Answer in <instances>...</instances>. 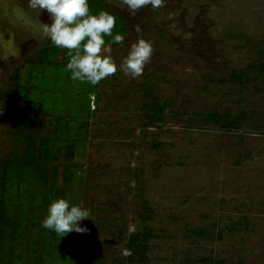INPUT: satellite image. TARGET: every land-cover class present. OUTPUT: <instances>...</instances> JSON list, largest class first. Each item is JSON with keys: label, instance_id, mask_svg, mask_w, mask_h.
Listing matches in <instances>:
<instances>
[{"label": "rangeland", "instance_id": "obj_1", "mask_svg": "<svg viewBox=\"0 0 264 264\" xmlns=\"http://www.w3.org/2000/svg\"><path fill=\"white\" fill-rule=\"evenodd\" d=\"M106 3L127 21L123 43L105 45L117 66L139 38L154 51L142 76L118 70L82 101L71 160L81 167L73 170L80 181L66 188L65 199L91 217L78 222L87 233L73 231L74 254L125 264L124 243L142 229L145 200L153 236L146 260L136 264H187V258L206 255L229 264H264V72L257 68L264 61V0H167L134 15L122 0ZM44 23H51L48 13L31 9L28 0H0V159L10 156L15 134L28 131L25 123L37 137L56 135L61 146L68 137L55 131L52 111L4 100L17 73L20 84L31 88L28 67L49 44ZM240 70V83L229 79ZM153 97L166 101L165 116L146 126L141 107ZM209 112L237 125L208 122ZM64 161L56 163L57 186ZM240 216L248 222L246 231L222 229ZM44 219L42 213L34 228L27 223L25 242L36 231L45 238ZM192 228L206 229L209 238H190Z\"/></svg>", "mask_w": 264, "mask_h": 264}, {"label": "trees", "instance_id": "obj_2", "mask_svg": "<svg viewBox=\"0 0 264 264\" xmlns=\"http://www.w3.org/2000/svg\"><path fill=\"white\" fill-rule=\"evenodd\" d=\"M91 14H99L107 11L116 17V27L113 37L117 34L124 35L128 31L126 19L112 9L106 0H88ZM113 37H105L106 45L112 44ZM49 44L43 49L39 62H32L27 70V79L31 88L20 84V74H16V84L13 88L3 93L4 100H26L33 111L45 110L56 114L55 131H66L68 137L64 138L61 146L60 139L56 135H39L37 131L30 129L21 130L14 136V145L10 156L0 159V264H102L99 257L91 260L76 257L73 232L63 237L54 231L45 229V238H41L37 231L30 233V242L24 241L27 223L36 227L35 220L39 221L42 213L45 218L48 214L49 205L60 198L65 199V191L72 183L79 182L80 178L73 173L81 167L76 162H71L78 126V115H84L83 100L89 98V93L95 91V86L90 83H71V72L67 70V62L70 60L68 50ZM63 53L61 61L56 59ZM253 66V65H252ZM251 66V67H252ZM260 72H264V61L257 64ZM245 76L242 70L233 71L229 79L241 82ZM149 85L146 86V89ZM55 97L58 99L54 104ZM83 101V102H82ZM63 103L62 107L58 103ZM3 108L12 103L3 104ZM166 101H160L156 97L151 98L141 107L144 117V125L154 126L164 119ZM66 112L69 117H61ZM206 121L228 128L237 125L236 120L224 121L216 112L207 113ZM33 119V118H28ZM33 126V125H32ZM35 127L39 126L34 125ZM63 157L62 182L57 186V161ZM146 213H141L143 221L141 231L130 233L124 243L129 252L124 256L125 264L142 263L146 260L149 240L153 236L152 229L146 224L151 219V209L144 200L142 208ZM39 227V225H38ZM248 222L244 216L236 221H229L224 228L230 234L246 231ZM36 230V229H35ZM190 238L207 239L210 234L206 229L192 228L189 230ZM222 230H218L215 237L221 238ZM120 234H122L120 232ZM212 238V237H211ZM45 240V241H44ZM42 245L38 247V242ZM70 251V252H68ZM72 251V252H71ZM69 255L62 257L61 253ZM60 255V256H59ZM187 264H229L223 258L212 256H198L195 259L187 258ZM233 264V263H232Z\"/></svg>", "mask_w": 264, "mask_h": 264}, {"label": "clouds", "instance_id": "obj_3", "mask_svg": "<svg viewBox=\"0 0 264 264\" xmlns=\"http://www.w3.org/2000/svg\"><path fill=\"white\" fill-rule=\"evenodd\" d=\"M122 3L134 15L148 6L153 9L164 7L167 0H122ZM28 6L35 11L48 13L51 23L42 25V34L56 47L68 50L71 58L67 70L74 81L95 86L114 76L118 70L138 78L143 75L145 66L152 58V43L139 38L131 45L118 67L111 55L106 54L105 47V37H113L116 17L107 11L91 14L88 0H28ZM135 30L137 33L142 32L139 25ZM123 41L124 36L120 34L112 39L116 44H122ZM90 217L88 209L70 206L68 200L60 198L49 205L42 226L60 237L73 231L87 233L89 229L80 227L78 222Z\"/></svg>", "mask_w": 264, "mask_h": 264}]
</instances>
